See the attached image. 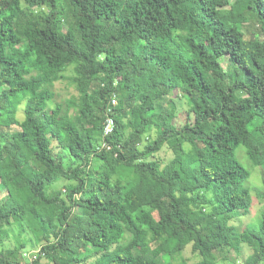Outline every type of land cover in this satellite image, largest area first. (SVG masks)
Instances as JSON below:
<instances>
[{
  "label": "trees",
  "instance_id": "1",
  "mask_svg": "<svg viewBox=\"0 0 264 264\" xmlns=\"http://www.w3.org/2000/svg\"><path fill=\"white\" fill-rule=\"evenodd\" d=\"M3 1L0 264H172L188 245L191 264L242 245L264 263V191L233 222L254 202L238 149L264 168V0ZM64 79L75 112L53 102Z\"/></svg>",
  "mask_w": 264,
  "mask_h": 264
},
{
  "label": "rangeland",
  "instance_id": "2",
  "mask_svg": "<svg viewBox=\"0 0 264 264\" xmlns=\"http://www.w3.org/2000/svg\"><path fill=\"white\" fill-rule=\"evenodd\" d=\"M233 1L234 0H230V3H232ZM5 4H6L5 1L0 0V8H3ZM220 61L224 67L227 66L228 63L227 59L221 58ZM66 75L67 77L71 76L72 70L71 69L67 70ZM53 90L55 92V98L53 101L54 103L62 102L65 106L69 107L72 112H75L81 106L82 103L81 95L77 90L76 86L72 84V82L69 79L57 81L54 84ZM176 99L179 110H181V112L187 111L189 107L188 100L181 97ZM167 101L168 98L166 97L164 98L162 103L166 105ZM17 117L19 120H22L24 118V103L20 104L19 109L17 111ZM156 135H157V130L156 129L151 130L144 137L143 143L152 140L153 138L156 137ZM52 147L54 153H61V155L63 156L62 157L63 163L65 165H68L72 158L70 157L69 153L66 152V150L63 149L62 146L60 145V138L58 136H56L53 139ZM140 147H142V145ZM243 150H244L243 148H239L237 154L240 161L251 171V176L247 181V186L250 189L252 197L254 198V202L251 206V209L247 213H245L240 218H237L235 221H233L235 225H237L238 228L240 229H243L246 227V225L257 221L258 212L261 207V202H259L256 192L258 190L264 191V168H261L262 166H257V167L251 166ZM155 157L159 159L160 168H163L173 157V154L169 148L164 146L161 150H159L155 154ZM116 161L117 159L112 160V162H116ZM107 163L110 164L111 160H108ZM5 197L6 195L2 191V188L0 186V201H3ZM227 249L229 250L228 251L229 256L222 258L218 257L216 260L217 264H240L252 251L249 247L245 245H242L240 251H236L235 249H232L230 247H228ZM30 251L31 253H37L39 251V247L35 245L33 247H30V250L26 251L25 254L30 256L29 254ZM198 259H199L198 254L192 251L191 245H188L181 253L173 257L171 259L172 260L171 262L172 264H191L198 261Z\"/></svg>",
  "mask_w": 264,
  "mask_h": 264
},
{
  "label": "built area",
  "instance_id": "3",
  "mask_svg": "<svg viewBox=\"0 0 264 264\" xmlns=\"http://www.w3.org/2000/svg\"><path fill=\"white\" fill-rule=\"evenodd\" d=\"M111 102H112V104H115L116 103V98L113 97L111 99ZM112 130H113V120H112L111 117H108L107 120H106V123L104 125V134H109V133L112 132Z\"/></svg>",
  "mask_w": 264,
  "mask_h": 264
}]
</instances>
